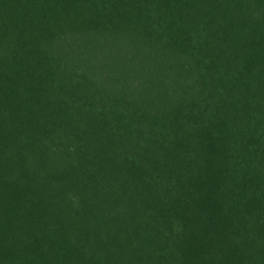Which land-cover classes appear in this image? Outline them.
<instances>
[{
	"label": "trees",
	"instance_id": "1",
	"mask_svg": "<svg viewBox=\"0 0 264 264\" xmlns=\"http://www.w3.org/2000/svg\"><path fill=\"white\" fill-rule=\"evenodd\" d=\"M0 264H264V0H0Z\"/></svg>",
	"mask_w": 264,
	"mask_h": 264
}]
</instances>
